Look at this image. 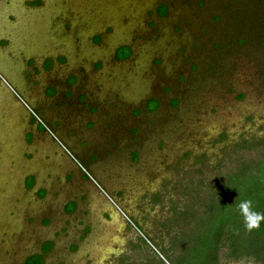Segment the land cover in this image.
Segmentation results:
<instances>
[{
    "label": "rangeland",
    "instance_id": "rangeland-1",
    "mask_svg": "<svg viewBox=\"0 0 264 264\" xmlns=\"http://www.w3.org/2000/svg\"><path fill=\"white\" fill-rule=\"evenodd\" d=\"M263 14L259 0H0V264H21L51 238V264L84 258L56 234L59 222L43 224L51 201L26 185L34 175L40 185L53 180V142L108 199L115 196L104 177L145 211L150 228L131 218L136 226L127 224L115 252L137 258L149 247L162 258L157 248L185 227L173 207L192 200L197 181L219 179L239 155L257 154L242 139L264 147ZM123 45L135 52L129 60L117 54ZM150 99L159 105L153 112ZM32 122L43 132L35 136ZM74 138L92 153L83 158ZM158 192L163 199L154 201ZM59 204L56 196L55 216ZM95 240L88 264H108L112 255L103 260Z\"/></svg>",
    "mask_w": 264,
    "mask_h": 264
},
{
    "label": "trees",
    "instance_id": "trees-1",
    "mask_svg": "<svg viewBox=\"0 0 264 264\" xmlns=\"http://www.w3.org/2000/svg\"><path fill=\"white\" fill-rule=\"evenodd\" d=\"M259 2L264 6V0ZM167 11L166 4L159 5L160 15ZM120 48L117 54L121 60L127 59L133 52L131 45ZM152 99L146 104L148 112L157 110L159 106L158 103L151 105ZM240 144L247 150L257 148V154L248 159L239 155L240 159H236L231 169L221 172L219 179L197 181L192 200L180 212L173 207L175 220L184 223L185 227L174 234L170 243L157 248L164 258L148 247L147 254L142 257H125L119 264H166L165 260L170 264H229L241 261L264 264V147L254 138H244ZM33 182V176H29L26 185L31 186ZM245 200L252 203L246 211H242L238 206ZM257 213L260 215L257 216ZM52 246V242H46L41 252L27 256L23 264H44L45 254ZM135 249L140 247L137 245Z\"/></svg>",
    "mask_w": 264,
    "mask_h": 264
},
{
    "label": "crops",
    "instance_id": "crops-1",
    "mask_svg": "<svg viewBox=\"0 0 264 264\" xmlns=\"http://www.w3.org/2000/svg\"><path fill=\"white\" fill-rule=\"evenodd\" d=\"M96 119L97 116H91L86 124L88 125V123ZM74 124L77 123L75 122ZM113 128V123L110 122V126H108L107 130L110 131ZM33 130L36 136V132L39 130L38 127L36 126ZM89 130L95 131L96 135H101V133H97L99 130H96V128H89ZM39 132L43 131L39 130ZM103 136L109 139L111 134L108 132ZM48 137L50 138V136ZM95 138L97 139L98 136ZM89 139H91V137H89ZM73 143L78 146L83 158L92 153L89 147L80 146L77 138L73 139ZM54 145L55 147L52 154L51 152H46L48 158L52 162V169L50 171V177L52 178L50 179L53 180L49 184L40 185L38 181H35L34 177L36 176H33V184L27 186L28 188H34V190L38 188V196L43 199H50L51 201L48 202L51 213L47 214L46 218L43 220V224L54 228L56 223L59 222V226H56V234L68 238V240L71 241L70 247L72 250H77L78 253L84 252V258H81L79 263L88 264L89 258H85V252L95 251L92 247L88 246L89 242H92V238L96 239L95 243L97 246L95 247H97L96 249H98L99 252L103 253V260L107 259L109 254L112 255L117 253L115 252L116 248L114 244L123 240L125 227L129 224V220L125 216L126 213L121 203L124 196L123 192L125 191L119 187L116 190L113 189L111 192L115 197H113L114 199H108L103 193L102 188L100 189L98 184L93 182V175L90 173L92 177L88 176L87 172L80 167L79 162L77 164L73 158L67 156L58 144L54 143ZM107 151L110 152V150ZM83 167L89 171L85 166ZM90 168H92L93 171L95 170L92 165ZM107 180H109V178H103L105 184L108 182ZM41 191H43L42 194ZM56 196H59L60 200L58 209L60 213L57 216L52 214V211H55L52 207V202H54V200L56 201ZM52 198H54V200H52ZM125 198H127V196H125ZM57 218L59 220H57ZM104 235L110 237V246L103 248L99 246L101 243L99 240L104 238ZM73 237L79 239V241H76ZM46 242H52L53 245L57 243L53 238L46 240ZM82 246H84L83 250L81 249Z\"/></svg>",
    "mask_w": 264,
    "mask_h": 264
},
{
    "label": "flooded vegetation",
    "instance_id": "flooded-vegetation-1",
    "mask_svg": "<svg viewBox=\"0 0 264 264\" xmlns=\"http://www.w3.org/2000/svg\"><path fill=\"white\" fill-rule=\"evenodd\" d=\"M135 52L133 51L132 52V54L130 55V57H128L127 59H124V60H129V58H131L132 57V55L134 54ZM55 60V59H54ZM41 70V69H40ZM44 70H45V68H44ZM51 70V69H50ZM50 70H47V71H50ZM51 72V71H50ZM4 83L5 82H1L0 83V87H5V85H4ZM56 83L54 82V83H50L49 84V86L50 85H55ZM77 85V84H76ZM76 85H74L73 86V88H74V90H75V86ZM69 85L66 83V85H65V87H68ZM6 88V87H5ZM24 108V107H23ZM28 114V113H27ZM29 116V115H28ZM29 118H31V117H29ZM33 123V122H32ZM34 124V123H33ZM35 125V124H34ZM35 126H37V125H35ZM32 131H34L33 129H32ZM38 132H39V130H37ZM52 146H55L53 143H52ZM138 157H140V153H139V156ZM35 176V175H34ZM35 178V181H38L37 180V177H34ZM118 184H121V182L120 181H118L117 182V180L115 181V182H113V183H109V182H107L106 183V185H107V187L110 189V191H112L113 189L114 190H116V189H118V187H117V185ZM122 188H124L123 190L125 191V192H127V191H129L128 190V188L126 187V186H123ZM125 192H123L124 193V196H123V198H122V201H121V203H122V206H123V208H124V211H125V213H126V215H128V217L129 218H134L138 223H139V225H140V227L138 228V226H136V224H135V226L138 228V229H144V228H150V225H149V223H147L146 221H145V217L144 216H146L145 215V211H143V212H141V210L139 209V208H134L132 205H131V203L128 201V198H125V196H127V194L125 193ZM149 196H151L152 194L150 193L149 194V192L147 193ZM129 196V195H128ZM163 194H160V192H158V194L157 195H155L154 196V201H159V200H162L163 198ZM138 209H139V212L140 213H138ZM46 240H48V239H43L42 241H40L39 242V247H38V251L37 252H41V249H42V246L46 243ZM57 250V243L56 244H54L53 245V247H52V249L47 253V254H45V257H44V264H51V259H50V257H51V255L52 254H54L55 253V251ZM33 253H35V252H31V253H27V252H25V253H23V255H22V262H21V264H23L24 263V260L27 258V256H29V255H31V254H33ZM122 259V255H119L118 253H115V254H112V256H111V260H109L108 261V264H119L120 263V260Z\"/></svg>",
    "mask_w": 264,
    "mask_h": 264
},
{
    "label": "clouds",
    "instance_id": "clouds-1",
    "mask_svg": "<svg viewBox=\"0 0 264 264\" xmlns=\"http://www.w3.org/2000/svg\"><path fill=\"white\" fill-rule=\"evenodd\" d=\"M251 201L250 200H245V201H241V203L239 204V208L242 210V211H246L250 206H251ZM257 216H259L260 214L257 213L256 214Z\"/></svg>",
    "mask_w": 264,
    "mask_h": 264
},
{
    "label": "built area",
    "instance_id": "built-area-1",
    "mask_svg": "<svg viewBox=\"0 0 264 264\" xmlns=\"http://www.w3.org/2000/svg\"><path fill=\"white\" fill-rule=\"evenodd\" d=\"M33 114L39 119V121H41L40 120V117L37 115V114H35L34 112H33ZM83 168V167H82ZM83 170L85 171V172H87L86 171V169L85 168H83ZM88 173V172H87ZM125 216H126V218L129 220V222H131L134 226H135V224H134V222L131 220V218H129L126 214H125ZM137 228V227H136ZM138 229V228H137Z\"/></svg>",
    "mask_w": 264,
    "mask_h": 264
}]
</instances>
